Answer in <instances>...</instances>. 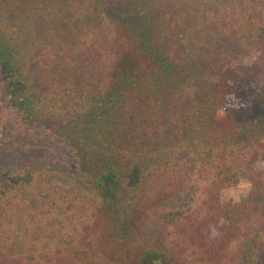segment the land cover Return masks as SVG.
<instances>
[{"label": "trees", "instance_id": "1", "mask_svg": "<svg viewBox=\"0 0 264 264\" xmlns=\"http://www.w3.org/2000/svg\"><path fill=\"white\" fill-rule=\"evenodd\" d=\"M235 1L0 0V264H264V25L226 33Z\"/></svg>", "mask_w": 264, "mask_h": 264}, {"label": "rangeland", "instance_id": "2", "mask_svg": "<svg viewBox=\"0 0 264 264\" xmlns=\"http://www.w3.org/2000/svg\"><path fill=\"white\" fill-rule=\"evenodd\" d=\"M220 15H223L226 19V33L232 29H236L239 32V26L246 27L247 25L259 26L264 25V1L256 0H236L231 6L221 9ZM247 42H243L246 44ZM228 107H240L247 103V101L239 94H233L225 102ZM0 109L4 110L7 114H11V108L9 106L7 84L4 76L0 73ZM10 121L11 118H9ZM53 144V143H52ZM53 146H51L52 148ZM56 147L53 157V162L64 163L69 154L67 149L62 147ZM73 166V164H72ZM71 168V166H68ZM213 173L209 171L204 172L198 167L194 177L191 178L190 185L196 186V200L195 205H200L205 200V191L209 182L213 178ZM250 192V184L246 178L239 179V183L236 186L227 187L221 191V199L225 204H236L242 198L246 197ZM186 221H180L173 229H170L166 234V240L171 241L179 236L182 227Z\"/></svg>", "mask_w": 264, "mask_h": 264}]
</instances>
